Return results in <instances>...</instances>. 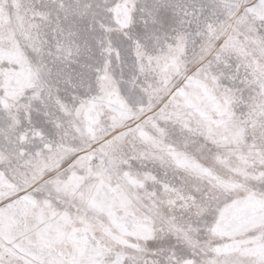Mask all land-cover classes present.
<instances>
[{
  "label": "snow or ice",
  "instance_id": "snow-or-ice-1",
  "mask_svg": "<svg viewBox=\"0 0 264 264\" xmlns=\"http://www.w3.org/2000/svg\"><path fill=\"white\" fill-rule=\"evenodd\" d=\"M0 264H264V0H0Z\"/></svg>",
  "mask_w": 264,
  "mask_h": 264
}]
</instances>
